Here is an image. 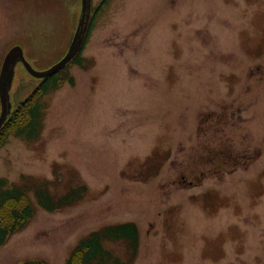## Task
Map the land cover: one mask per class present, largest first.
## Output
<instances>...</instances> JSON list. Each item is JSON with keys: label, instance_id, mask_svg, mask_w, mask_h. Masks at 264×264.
<instances>
[{"label": "rangeland", "instance_id": "obj_1", "mask_svg": "<svg viewBox=\"0 0 264 264\" xmlns=\"http://www.w3.org/2000/svg\"><path fill=\"white\" fill-rule=\"evenodd\" d=\"M158 6L157 0L103 6L81 65L67 67L62 85L40 98L36 136L9 135L1 144L0 179L25 186L33 214L0 246V264H65L81 238L123 222L135 223L139 233L132 264H264V160L201 185L189 174L186 162L194 163L195 152L188 157L184 137L197 119H184L185 106L203 90L184 73L183 33L172 34L163 21L151 30ZM189 6L196 14L213 7L235 22L234 33L217 28L221 37H236L238 45H225L238 46L234 53L257 46L264 53V0L183 2L173 19ZM79 11L80 0H0V66L19 45L34 69L50 67L66 52ZM36 79L16 66L13 110L16 90L28 85L21 98L29 95ZM77 186L86 188L82 198L53 212L34 196L35 187L56 199ZM106 247L128 258L123 243Z\"/></svg>", "mask_w": 264, "mask_h": 264}, {"label": "flooded vegetation", "instance_id": "obj_2", "mask_svg": "<svg viewBox=\"0 0 264 264\" xmlns=\"http://www.w3.org/2000/svg\"><path fill=\"white\" fill-rule=\"evenodd\" d=\"M191 1L195 0H157L159 10L150 27H160L163 21L172 34L183 33L184 73L203 90L196 104L185 106L184 118L197 119L189 124L184 138L188 157L195 152L196 161L186 162L187 171L201 185L250 170L264 160V53L257 51L258 46L239 53H234L238 46H225L239 42L233 35L221 37L217 28L234 33L237 25L213 7L196 14L189 6L179 15L181 19L174 20L172 14L178 15L183 2ZM204 14H208L204 21L196 19ZM215 16L218 26L213 27ZM182 178L184 184L197 185L191 178Z\"/></svg>", "mask_w": 264, "mask_h": 264}, {"label": "trees", "instance_id": "obj_3", "mask_svg": "<svg viewBox=\"0 0 264 264\" xmlns=\"http://www.w3.org/2000/svg\"><path fill=\"white\" fill-rule=\"evenodd\" d=\"M89 35V31L87 36ZM81 65L79 55L73 63ZM68 67V66H67ZM55 75L42 79L32 92L26 96L22 94L29 87L18 88L15 96V110L11 112L8 120L0 131V146L9 136H23L33 139L38 133L42 109L40 98L49 91L59 88L68 77L66 68ZM62 74V75H61ZM32 86V85H31ZM14 109V108H13ZM4 137V138H3ZM25 186L6 185V181L0 179V246L12 234L22 230L29 222L33 214V208ZM86 188L77 186L71 188L62 196L54 199L45 187H35L34 196L37 204L48 212H53L78 202L85 193ZM123 243L128 252V258L123 261L113 255L106 247L107 243ZM139 246L138 229L133 222H123L106 225L100 229L91 231L81 238L73 247L65 264H132ZM21 264H49L44 260H27Z\"/></svg>", "mask_w": 264, "mask_h": 264}, {"label": "water", "instance_id": "obj_4", "mask_svg": "<svg viewBox=\"0 0 264 264\" xmlns=\"http://www.w3.org/2000/svg\"><path fill=\"white\" fill-rule=\"evenodd\" d=\"M90 4L91 0H81V13L69 48L66 54L49 69L43 71L34 70L24 58L22 49L19 46L12 47L6 53L0 71V128L3 126L11 109L9 91L12 85L16 63L21 62L26 71L35 78H46L62 68L80 50L89 22Z\"/></svg>", "mask_w": 264, "mask_h": 264}]
</instances>
